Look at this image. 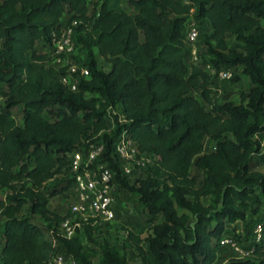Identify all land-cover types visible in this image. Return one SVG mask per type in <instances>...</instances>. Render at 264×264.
I'll return each instance as SVG.
<instances>
[{
    "label": "trees",
    "instance_id": "trees-1",
    "mask_svg": "<svg viewBox=\"0 0 264 264\" xmlns=\"http://www.w3.org/2000/svg\"><path fill=\"white\" fill-rule=\"evenodd\" d=\"M88 2L0 0V264H52L53 239L84 255L80 235L59 233L69 207L61 214L49 204L72 190L69 153L100 139L118 185L149 216L147 236L129 229L124 242L143 264H217L228 232L253 250L225 264H264V0H127L133 13L121 0H99L91 12ZM65 13L66 26L76 21L75 90L61 81L68 67L51 65L46 51ZM190 15L203 28L197 62L185 42ZM208 64L241 67L249 85L238 103L220 101ZM110 109L119 113L108 132ZM123 130L156 157L132 185L110 156ZM97 229L83 228L87 242ZM100 251V264L125 263L114 246Z\"/></svg>",
    "mask_w": 264,
    "mask_h": 264
},
{
    "label": "built area",
    "instance_id": "built-area-1",
    "mask_svg": "<svg viewBox=\"0 0 264 264\" xmlns=\"http://www.w3.org/2000/svg\"><path fill=\"white\" fill-rule=\"evenodd\" d=\"M186 1V0H185ZM76 21H71L70 25L62 29L59 36L53 34L52 44L49 47L51 56L60 66H67L69 75H63L61 81L67 84L72 90L76 88L77 79L71 73L77 71L76 64L67 63V58L72 57L75 52L73 39V26ZM200 30L197 22L189 16L186 23L185 42L190 48L191 59L199 61L198 45ZM209 73L214 76L215 81L227 80L232 77V71L220 69L216 72L215 68L209 64L206 66ZM88 74L85 68L80 69L79 75ZM117 115L116 110H109V120L112 122L113 116ZM118 121H124L123 116L118 115ZM114 127V126H113ZM109 126L107 131H110ZM113 130V129H112ZM105 143L100 140H88L83 145L78 146L68 155V168L73 178L72 195L73 201L69 205V213L59 226V233L65 238L81 236L83 228L91 225L102 229L107 223H112L117 218L116 200L118 183L116 171L105 160ZM122 175L130 177L136 172H140L143 167L151 164L155 156L140 154L137 143L123 130L117 137L112 146L110 155ZM255 241L260 240L261 226L257 224L253 229ZM221 245L230 246L236 253V257L249 256L253 248L248 246L241 247L233 238L226 236L220 241ZM52 264H64L65 259L62 255L54 253Z\"/></svg>",
    "mask_w": 264,
    "mask_h": 264
},
{
    "label": "rangeland",
    "instance_id": "rangeland-1",
    "mask_svg": "<svg viewBox=\"0 0 264 264\" xmlns=\"http://www.w3.org/2000/svg\"><path fill=\"white\" fill-rule=\"evenodd\" d=\"M99 0H89L88 2V11L91 12L94 8L98 6ZM122 7L129 13H133L132 7L127 3V0H121ZM69 15L65 13L61 18V22L64 26H66ZM208 31V30H207ZM202 33L203 28H200V37L198 41V48L201 47L202 42ZM228 44H235L236 41L234 37L228 36L227 38ZM49 56V63L55 67H59V63H57L53 57L51 56V50L46 49ZM98 58V64L102 69L108 68V63H106L101 57ZM74 63V59L72 57L67 58V63ZM232 77L227 80L215 81V88L218 92V96L220 101H233L238 103L240 100L239 94L240 91L246 89L249 85V78L243 74L241 71V67L233 68ZM239 75L238 80H234V76ZM90 96L89 94H87ZM119 113V110L117 111ZM13 114L15 116L16 122L18 124L22 123V115L20 113L19 108H15L13 110ZM110 131L114 128L115 120L112 119V122H108ZM214 144L208 138L205 139V151H209L213 148ZM143 173V172H142ZM141 172H136L130 177H128V184L132 185L135 178L142 175ZM117 200H116V209H117V218L108 226L103 227L102 229H97L93 232V240L91 242H87L86 236L81 235L82 245H83V253L82 256H76L73 253L69 252L65 246H63L57 239H53V243L55 246V253L60 254L64 257V264H100L102 260V255L100 251V245L102 243H107L109 246H114L121 255L124 257V264H143V259L141 255L134 248L129 245L124 246L125 238L127 236V231L129 229L139 231L141 237L144 239L149 233V222H148V214L146 212L145 206L140 202L138 196L128 188H123L118 185L117 188ZM73 201L72 190L69 189L67 195H58L53 197L50 200V208L58 213L64 214L69 205ZM35 220L40 223V218L35 217ZM237 233L241 234L242 240L245 238V225L243 222L238 223ZM231 234L228 232L227 236ZM251 235V234H250ZM225 236V235H224ZM226 237V236H225ZM142 247L146 256H148L147 252V243L142 241ZM249 242H240L241 247L248 246ZM221 245V243H220ZM220 250V260L217 264H225L227 259L235 258L237 253L228 245H221ZM96 254L93 255L92 252Z\"/></svg>",
    "mask_w": 264,
    "mask_h": 264
}]
</instances>
